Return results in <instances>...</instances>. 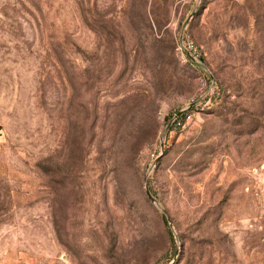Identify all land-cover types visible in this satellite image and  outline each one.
Returning <instances> with one entry per match:
<instances>
[{
  "label": "rangeland",
  "instance_id": "obj_1",
  "mask_svg": "<svg viewBox=\"0 0 264 264\" xmlns=\"http://www.w3.org/2000/svg\"><path fill=\"white\" fill-rule=\"evenodd\" d=\"M0 264H264V0H0Z\"/></svg>",
  "mask_w": 264,
  "mask_h": 264
},
{
  "label": "built area",
  "instance_id": "obj_2",
  "mask_svg": "<svg viewBox=\"0 0 264 264\" xmlns=\"http://www.w3.org/2000/svg\"><path fill=\"white\" fill-rule=\"evenodd\" d=\"M178 48L182 51L188 52L193 48V43L189 40H180Z\"/></svg>",
  "mask_w": 264,
  "mask_h": 264
},
{
  "label": "trees",
  "instance_id": "obj_3",
  "mask_svg": "<svg viewBox=\"0 0 264 264\" xmlns=\"http://www.w3.org/2000/svg\"><path fill=\"white\" fill-rule=\"evenodd\" d=\"M184 116H185V114L184 113H181L180 119L182 120Z\"/></svg>",
  "mask_w": 264,
  "mask_h": 264
},
{
  "label": "water",
  "instance_id": "obj_4",
  "mask_svg": "<svg viewBox=\"0 0 264 264\" xmlns=\"http://www.w3.org/2000/svg\"><path fill=\"white\" fill-rule=\"evenodd\" d=\"M179 112V110L177 111V113ZM157 160V158H155V160L154 161H156ZM149 195V194H148Z\"/></svg>",
  "mask_w": 264,
  "mask_h": 264
}]
</instances>
